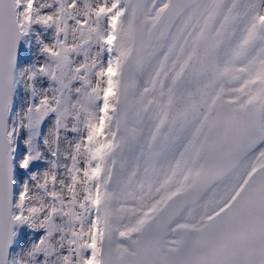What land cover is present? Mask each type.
<instances>
[{
	"label": "snow or ice",
	"instance_id": "obj_1",
	"mask_svg": "<svg viewBox=\"0 0 264 264\" xmlns=\"http://www.w3.org/2000/svg\"><path fill=\"white\" fill-rule=\"evenodd\" d=\"M0 264H264V0H0Z\"/></svg>",
	"mask_w": 264,
	"mask_h": 264
},
{
	"label": "rangeland",
	"instance_id": "obj_2",
	"mask_svg": "<svg viewBox=\"0 0 264 264\" xmlns=\"http://www.w3.org/2000/svg\"><path fill=\"white\" fill-rule=\"evenodd\" d=\"M27 236H28V233L21 230V234L19 235L17 241L14 242V246H13L12 253H11L12 255H15L17 253H20L21 255H23V252L26 250L29 244Z\"/></svg>",
	"mask_w": 264,
	"mask_h": 264
},
{
	"label": "water",
	"instance_id": "obj_3",
	"mask_svg": "<svg viewBox=\"0 0 264 264\" xmlns=\"http://www.w3.org/2000/svg\"><path fill=\"white\" fill-rule=\"evenodd\" d=\"M10 250H11V248H10Z\"/></svg>",
	"mask_w": 264,
	"mask_h": 264
}]
</instances>
